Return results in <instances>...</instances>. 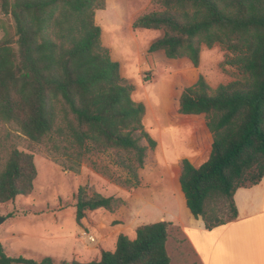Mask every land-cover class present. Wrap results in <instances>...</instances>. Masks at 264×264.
Listing matches in <instances>:
<instances>
[{"label":"trees","instance_id":"obj_1","mask_svg":"<svg viewBox=\"0 0 264 264\" xmlns=\"http://www.w3.org/2000/svg\"><path fill=\"white\" fill-rule=\"evenodd\" d=\"M152 2L159 8L132 22L133 29L162 31L149 52L162 50L169 59L187 58L197 67L202 47L219 45L224 63L238 74L216 87L200 74L178 99L177 113L203 115L212 137L208 157L198 166L183 158L179 176L187 208L212 229L236 218L235 190L264 176V0ZM105 4L0 0L16 36L6 33L0 39V123L14 124L34 143H49L50 151L63 157V168L74 174L87 153L111 151L127 174L124 184L136 187L138 170L157 142L143 124L146 106L133 100L134 85L121 76L119 62L102 43L95 12ZM176 118L184 122L183 116ZM36 176L33 154L7 149L0 139V203L30 195ZM123 204L121 197L80 185L76 223L81 225L89 211L114 212ZM171 224H141L133 239L120 233L113 251L102 249L99 259L88 262L10 256L0 243V264H170Z\"/></svg>","mask_w":264,"mask_h":264},{"label":"rangeland","instance_id":"obj_2","mask_svg":"<svg viewBox=\"0 0 264 264\" xmlns=\"http://www.w3.org/2000/svg\"><path fill=\"white\" fill-rule=\"evenodd\" d=\"M105 5V9L95 12L102 43L109 48L111 57H115L112 59L119 62L121 76L134 85L133 100L146 106L143 124L157 145L160 144L159 152L165 153L170 161L181 155L188 159L195 157L197 163L204 161L212 142L204 116L178 114V99L183 88L194 83L200 74L213 87L238 76L235 68L224 63L225 51L219 45L203 46L197 67L187 58L169 59L162 50L149 52V45L162 36V31L133 29L132 22L159 7L152 0H106ZM6 33L16 38L13 19L0 11V39ZM176 116H183L184 122L176 123ZM0 139L7 149L16 147L32 153L37 169L30 195L0 203V218H3L0 243L10 256L71 261L74 247L69 236L77 226L74 204L78 186L86 185L105 196L116 194L122 188L128 192L133 189L124 184L127 174L114 163L115 155L111 151L87 153L80 173L74 174L63 168V157L50 151L49 143L30 141L12 123H0ZM89 168L96 175L89 173ZM143 207V215L150 219H155L160 212L166 213V208L156 203ZM129 210L127 207L125 216ZM175 211L182 222L187 221L184 211L180 213L179 208ZM166 249L170 264H200L177 225L168 228Z\"/></svg>","mask_w":264,"mask_h":264},{"label":"crops","instance_id":"obj_3","mask_svg":"<svg viewBox=\"0 0 264 264\" xmlns=\"http://www.w3.org/2000/svg\"><path fill=\"white\" fill-rule=\"evenodd\" d=\"M159 149L160 144L148 150L144 166L138 170L139 184L136 187H132L130 192L122 188L116 194H108L121 197L124 200L121 207L114 212L103 208L89 211L81 220V225L76 223L73 235L69 236L74 247L71 260L88 262L99 259L102 249H115L120 233L133 239L139 225L165 220L180 227L200 264H264V176L257 184L235 190V219L206 229L201 217L195 218L187 208L180 187L179 176L184 157L176 156L170 161ZM189 160L195 166L202 162L197 163L195 157ZM89 173L96 175L92 168H89ZM155 203L166 208L168 215L160 212L155 219L144 216L143 206ZM127 207L130 209L129 215L125 216ZM178 208L180 213L184 211L186 222L177 216L175 210Z\"/></svg>","mask_w":264,"mask_h":264},{"label":"water","instance_id":"obj_4","mask_svg":"<svg viewBox=\"0 0 264 264\" xmlns=\"http://www.w3.org/2000/svg\"><path fill=\"white\" fill-rule=\"evenodd\" d=\"M3 221V218H0V222H2Z\"/></svg>","mask_w":264,"mask_h":264},{"label":"built area","instance_id":"obj_5","mask_svg":"<svg viewBox=\"0 0 264 264\" xmlns=\"http://www.w3.org/2000/svg\"><path fill=\"white\" fill-rule=\"evenodd\" d=\"M91 240L93 239L92 237H89Z\"/></svg>","mask_w":264,"mask_h":264}]
</instances>
